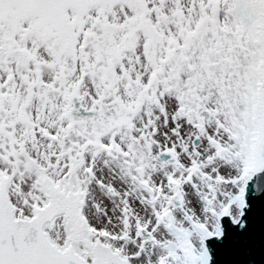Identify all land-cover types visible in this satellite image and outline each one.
I'll use <instances>...</instances> for the list:
<instances>
[{
    "label": "snow or ice",
    "instance_id": "snow-or-ice-1",
    "mask_svg": "<svg viewBox=\"0 0 264 264\" xmlns=\"http://www.w3.org/2000/svg\"><path fill=\"white\" fill-rule=\"evenodd\" d=\"M0 264H264V0H0Z\"/></svg>",
    "mask_w": 264,
    "mask_h": 264
}]
</instances>
